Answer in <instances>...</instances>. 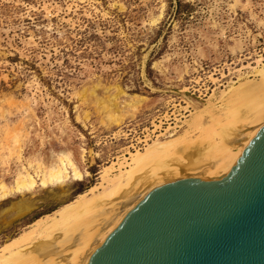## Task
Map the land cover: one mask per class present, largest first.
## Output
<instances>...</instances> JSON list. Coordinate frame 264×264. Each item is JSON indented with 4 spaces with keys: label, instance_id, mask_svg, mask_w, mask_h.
<instances>
[{
    "label": "rangeland",
    "instance_id": "1",
    "mask_svg": "<svg viewBox=\"0 0 264 264\" xmlns=\"http://www.w3.org/2000/svg\"><path fill=\"white\" fill-rule=\"evenodd\" d=\"M261 63L264 0H0V181L63 154L83 173L0 193V255L35 219L125 179L153 141L176 140L183 159L208 141L235 150L264 88L231 94L260 87Z\"/></svg>",
    "mask_w": 264,
    "mask_h": 264
},
{
    "label": "water",
    "instance_id": "2",
    "mask_svg": "<svg viewBox=\"0 0 264 264\" xmlns=\"http://www.w3.org/2000/svg\"><path fill=\"white\" fill-rule=\"evenodd\" d=\"M82 264H264V124L225 176L154 185Z\"/></svg>",
    "mask_w": 264,
    "mask_h": 264
},
{
    "label": "bare ground",
    "instance_id": "3",
    "mask_svg": "<svg viewBox=\"0 0 264 264\" xmlns=\"http://www.w3.org/2000/svg\"><path fill=\"white\" fill-rule=\"evenodd\" d=\"M254 72L259 77L257 84L260 87L254 83L248 90L236 88L231 96L242 98L251 88L256 91L264 88V63L254 68ZM224 93L222 91L221 94ZM255 95L251 100L254 107L251 117L254 123L245 131V137L237 140L239 144L235 150L225 148L221 141L208 140L198 147L188 146L183 153L186 155L185 159L178 157L179 155L169 156V148L176 140L153 141L144 146L143 152L136 149L130 154L131 161L127 163L125 179L122 178V172L113 178H106L107 184L102 186L103 190L100 188L101 193L94 192L98 188L97 182L73 201L60 207L57 213L45 214L35 219L29 228L6 243L4 248L15 247L16 250L9 255L1 253L0 264H82L89 247L100 233L154 185L173 179H216L225 176L250 138L264 124V92ZM208 130L214 131L211 127ZM238 137L240 138V134ZM213 151L217 154L210 161L208 156ZM166 157L168 158L165 159ZM58 159L59 162L55 165H43L45 162L36 160V165L33 166L35 174H31L26 166L23 167L24 171L18 173L12 185L0 181L1 196L24 193L38 184L48 187L61 184L67 178H83V173L69 155H60ZM28 164L33 165L31 162ZM154 165L162 168H154ZM91 192H94L93 195ZM28 244L30 245L26 247Z\"/></svg>",
    "mask_w": 264,
    "mask_h": 264
}]
</instances>
